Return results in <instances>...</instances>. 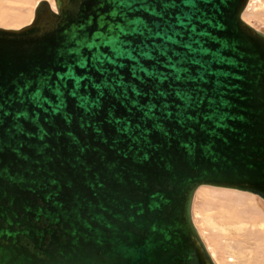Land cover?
<instances>
[{
    "label": "water",
    "instance_id": "water-1",
    "mask_svg": "<svg viewBox=\"0 0 264 264\" xmlns=\"http://www.w3.org/2000/svg\"><path fill=\"white\" fill-rule=\"evenodd\" d=\"M249 0H38L0 25V264H217L201 185L264 202Z\"/></svg>",
    "mask_w": 264,
    "mask_h": 264
},
{
    "label": "rangeland",
    "instance_id": "rangeland-1",
    "mask_svg": "<svg viewBox=\"0 0 264 264\" xmlns=\"http://www.w3.org/2000/svg\"><path fill=\"white\" fill-rule=\"evenodd\" d=\"M37 1L0 0V25L18 27L29 22ZM242 16L264 30V0H249ZM192 213L217 264H264V202L260 197L201 185Z\"/></svg>",
    "mask_w": 264,
    "mask_h": 264
},
{
    "label": "bare ground",
    "instance_id": "bare-ground-1",
    "mask_svg": "<svg viewBox=\"0 0 264 264\" xmlns=\"http://www.w3.org/2000/svg\"><path fill=\"white\" fill-rule=\"evenodd\" d=\"M52 5H53V3H51ZM199 187H201V186H199ZM199 187L197 188V190L199 189ZM212 187H217V186H212ZM219 188H228V189H233V190H238V191H241V192H246V193H250V194H252V195H256V194H253V193H251V192H248V191H244V190H239V189H236V188H231V187H219ZM196 190V191H197ZM196 193V192H195ZM257 196V195H256ZM259 197V196H258ZM192 216H193V213H192ZM228 220V219H227ZM193 221H194V223H195V220H194V217H193ZM195 225H196V223H195ZM197 226V225H196ZM223 228V227H222ZM199 230V229H198ZM223 230H225V229H223ZM201 234V233H200ZM202 236V235H201ZM206 243V242H205ZM207 245V244H206ZM207 248H208V246H207ZM209 249V248H208ZM210 251V250H209ZM211 253V252H210ZM211 255H212V253H211ZM213 257V256H212ZM214 258V257H213ZM216 262V261H215Z\"/></svg>",
    "mask_w": 264,
    "mask_h": 264
}]
</instances>
